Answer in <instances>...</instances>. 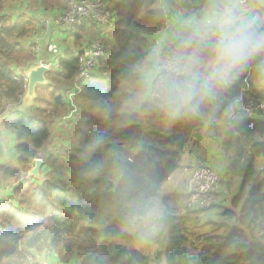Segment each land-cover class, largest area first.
I'll use <instances>...</instances> for the list:
<instances>
[{
	"label": "trees",
	"instance_id": "trees-1",
	"mask_svg": "<svg viewBox=\"0 0 264 264\" xmlns=\"http://www.w3.org/2000/svg\"><path fill=\"white\" fill-rule=\"evenodd\" d=\"M14 1L0 0V117L17 152L16 164L2 161L0 130V264H71L74 257L78 264H264V3L246 0L248 10L257 9L251 25L231 26L259 49L218 62L220 29L187 32L167 48L180 75L167 76L161 96L151 99L152 35L173 22L175 4L166 13L155 0H134L145 6L143 18L121 0H104L112 24H78L69 32L73 46L62 48L46 74L70 82L79 53L95 41L104 48L96 71L81 80L85 131L72 150H52L48 120L65 106L52 82L36 88L45 95L31 108L35 119L15 106L25 91L23 69L36 60V24L46 8L60 11L67 0H31L28 10H44L13 20L6 6ZM226 1L176 0L188 25L225 16ZM57 27L50 21L47 28ZM249 101L262 106L248 115L240 108ZM206 139L217 141L224 165L215 170L219 199L186 209L187 195L164 185ZM36 158L46 169L41 181L28 175Z\"/></svg>",
	"mask_w": 264,
	"mask_h": 264
},
{
	"label": "rangeland",
	"instance_id": "rangeland-1",
	"mask_svg": "<svg viewBox=\"0 0 264 264\" xmlns=\"http://www.w3.org/2000/svg\"><path fill=\"white\" fill-rule=\"evenodd\" d=\"M42 1L45 4L48 2V1L46 2V0H42ZM121 1L124 2L128 8H132L135 15H137L139 17H143V18L146 17V15H147L146 14V8L143 4L139 3L138 1H134V0H121ZM263 1L264 0H252V2H255V3L256 2L264 3ZM245 2H246V0H227L225 6L223 8V10L226 12V15L230 14V16H228V17L231 18V26H233L235 28L240 27V26L243 27L245 25H247V26L251 25V23H249V18H250V22H251V19H252L251 16H253L254 12H256V10H257L254 7L248 10V7L246 6ZM162 3H164L168 7V9H169V6H172V3H174L175 5H173L171 8L173 9V11H175L177 13V15L175 17L176 20L177 21L182 20V21H185L189 24V21L184 19L183 14L180 13L177 9V6L179 8V2H176V0H175V2L173 0H155L154 5L160 9V6ZM28 4L29 5L31 4V0H16L13 3H9L6 6V9H7L6 12H7V14H9L12 17L13 20H15L18 17L28 18L29 17L28 13L36 14V12H40L41 10H44V7H39L36 10V12H33V11L31 12V10H28V8H27ZM164 4H163V6H164ZM54 9H55V7H51V8L49 7V8H46V10H44V11H45V13H50L49 14L50 18H54L55 17V14H54L55 12L53 11ZM35 17H36V15H35ZM177 17H179V19ZM206 17L208 18V23L210 21V23L212 22V24L203 25L204 27L200 26L201 24L200 25L199 24L193 25L194 26V27H192L193 29L191 28L192 24L190 26H187V30L183 31L180 35L175 37V39L170 42V46L175 44V42H177V41H183V39L187 37L186 33L190 32V31L194 32V34L197 35L202 31H204V32L206 31V32H210V33L215 32L216 28L222 30L221 25H220V19L221 18H218L217 15H213V14H207ZM214 20H217L216 23H213ZM176 24H179V23H175V25ZM36 25H37V32L32 36V38H34V42H35V38H37V37L40 39L42 38V39L46 40L45 43L47 45L51 46L52 49L54 48V46H59L60 44L66 43L65 42L66 40H62L60 38V33H59L58 29L55 28V29L51 30L50 32L49 31L46 32L45 25L43 23H41V21L37 22ZM213 25H215V26L218 25V26L214 27ZM38 28H39V30H38ZM67 40L69 41V39H67ZM34 50H35V48H34ZM47 50H51V48L47 49ZM217 67L221 72L223 71V67L221 65H219ZM51 82L53 84L52 86H54V88L56 89V92L58 94H60L63 97V99L65 98V101H67L69 98H71L78 109L75 110V113L73 115H71V111L67 112L68 106L65 105L63 110H61L58 113L56 112L48 120L51 123V127L53 128L54 134H52V136H50V138L47 142V145L52 150L60 148L61 146H65V147L69 148L70 150H72L75 147L74 146L75 140L78 138L81 131L82 132L85 131L82 124H84L85 120H86L85 114L89 113L87 111V107H86L85 103H83V101L81 100L80 95L82 93V86L81 85L78 86L81 83V81H80V79H77L75 76L70 82H64L62 79H60V76L57 75V76H55V78L52 79ZM66 86H71V87H68L65 90L64 88ZM38 93H39V96L45 95L44 90L39 88L38 92H37L36 99L39 98ZM23 94L24 93L19 94V96H20V97L18 96L19 100L21 99ZM71 94H72V96H71ZM48 97H49V91H48ZM36 99L34 100V104H35ZM70 101H68L69 106L72 105ZM67 113H68V118L65 119L64 116H65V114L67 116ZM24 115L33 116L32 118H34V119H35V117L38 116L37 114L32 113L31 111H30V113L24 114ZM61 122H63V123H61ZM3 130H2L3 133L6 132L5 130L4 131ZM12 139H13V137H12ZM8 140H10V143ZM14 146H15V143L10 138H8L7 141L3 144V149L5 150V152L8 151L6 156L7 157L11 156V157L15 158V160H12V161L8 160L6 163L7 165L16 164L17 152H16ZM213 147H215V145H213ZM2 161L6 162L4 160V156L2 158ZM261 163L262 162H259V164H261ZM198 165L199 164H197V162L194 160L193 155H191V157L189 154L185 155L181 161V167H182L181 170L174 173L173 177L170 176L168 178V180H167L168 182L165 183V185H164L165 190H172V189L177 190L178 189L179 193L185 194L188 196L189 192H190L191 184L193 183L192 178L194 175V170ZM45 171H46V169L44 170V167L40 166L39 181H41V179H43V175H44L43 173ZM221 190L222 189H220V192H221ZM225 193L227 194V191L226 192L223 191V195H225ZM187 196L184 200V205H185ZM213 213H214V210H211L210 212H208V214H212V216H213ZM158 214H159L158 211L155 210L153 215L150 214L148 221L151 218V216L155 217ZM205 216L207 217V215H205ZM148 229H149V226H147L146 231ZM145 243H146V241H145ZM78 263H79V260L76 257H74L71 264H78ZM47 264H49V262H47ZM50 264H52V263H50Z\"/></svg>",
	"mask_w": 264,
	"mask_h": 264
},
{
	"label": "built area",
	"instance_id": "built-area-1",
	"mask_svg": "<svg viewBox=\"0 0 264 264\" xmlns=\"http://www.w3.org/2000/svg\"><path fill=\"white\" fill-rule=\"evenodd\" d=\"M161 7L164 8L163 5ZM54 12V18H50L49 15L47 17H41V23L45 25V28H47L49 22L52 21L58 26L65 27L67 31L71 33L78 24L83 22H91L94 20L98 21L100 24L109 25L113 22L110 8L104 0H67L65 8ZM40 40L41 39L38 37L35 40V43L37 44L35 48L36 55H38L41 50ZM50 48L53 52L56 51L55 46L53 49L51 46L49 49ZM152 51L155 54V72L151 83L149 97L151 99H158L161 96L162 88L167 76L180 75V68L175 61L168 57L166 50L159 44V42L155 44ZM103 53L104 48L98 41L90 43L88 49L79 53L76 78L83 80L93 73L96 69V61ZM63 55L64 54H60L59 56L57 55L55 62L35 60L32 63H44L51 67L56 64L57 60L63 57ZM25 68H27V66ZM261 106L262 104H256L249 101L245 105L241 106L240 109L249 115L254 111V109ZM9 107H11V104L7 106V108ZM192 180L193 183L191 184L190 192L185 202L186 209L208 208L218 201V174L211 166L206 164H200L197 166L194 170ZM1 191L2 190L0 188V193Z\"/></svg>",
	"mask_w": 264,
	"mask_h": 264
},
{
	"label": "crops",
	"instance_id": "crops-1",
	"mask_svg": "<svg viewBox=\"0 0 264 264\" xmlns=\"http://www.w3.org/2000/svg\"><path fill=\"white\" fill-rule=\"evenodd\" d=\"M164 3H162V4H164ZM164 6H165L164 8L166 10V13H167L169 9H167L168 7L166 8V5L165 4H164ZM46 14L49 15L50 13H46ZM176 15H177V13L172 10L170 16L173 19V22H170V23L166 24V27H165V29L163 31H160V32L155 33V34L152 35V42L150 44L151 49H153L155 47V44L157 42H159V44L165 50H167V48L169 49V47H168V46H170L169 43L172 40H174L175 37H177L178 35H180L183 31H186L187 30V26H190V25H188L186 22H184L182 20L181 21H177L176 18H175ZM177 18L179 19V17H177ZM39 20L41 21V18ZM207 21H208V18L206 17L205 18V21L203 23L201 22L200 23L201 25L200 24L199 25L202 26V27H204L203 25H206L207 24ZM175 23H179V24H176L175 25ZM209 24H212V22L210 23V21H209ZM192 27H194V26L191 25V28ZM45 29H46V32L47 31H49V32L51 31L48 28H45ZM56 29L59 30L60 38L62 40H66L65 41L66 43L60 44L59 46H55L56 47V51L53 52L52 50H47V49H49L50 46L45 43L46 40H44V39L41 38V50H40L39 54L36 55V60H41L43 62H49V61H54L55 62V60L57 58V55L59 56L60 54H64V52L67 51V50H63L62 49V48H64V46H71V47L73 46L74 42L69 37V32L67 31V29L65 27H62V26H59ZM67 39H69V41ZM35 40H36V38H35ZM152 56H153L152 57V59H153V66L151 67V69H149V70H147L145 72V75L147 77V80L149 78L151 79L153 77V75H154V72H155V63H154L155 54H154L153 51H152ZM45 57H50V59H44ZM94 71H96V69ZM50 83H51V80H50ZM80 85L83 86V82H81L78 86H80ZM68 87H71V86H66L64 89L66 90ZM72 94H71V96H72ZM68 101L71 102V104H72L71 106L68 105ZM64 103H65V105L68 106L67 107V112L68 111H71V115H73L75 113V110L78 109L71 98H69L67 101H65V98H64ZM64 118L65 119L68 118V113H67V116L65 114ZM61 123H63V122H61ZM0 130H1V134L4 136V137L2 136L3 137V140L1 142L2 148H3V144L7 141L8 138H10L11 140H13V139H12V136L7 131L4 132V133L2 132L3 128H2V118L1 117H0ZM52 134H54V131H53V128L51 127V129H50V135L52 136ZM8 141L10 143V140H8ZM213 145H215V147H213ZM7 152H5V150L3 149L4 160L6 162L8 160L9 161L10 160L11 161L12 160H15V158H13L11 156L10 157H7L6 156ZM191 155H193L194 160L197 162V164H206V165L211 166L214 170L218 171L219 173L222 172V169H223L224 165H223V162H222V157H221L220 149L218 147V144H217V141L216 140H214V139H212V140L211 139H206V140L202 141L200 144L197 145V147H195L194 151L191 152ZM4 197H6L5 196V192L4 191L3 192L1 191V193H0V204L5 200ZM47 262L48 261L45 260V259L40 260V263L47 264ZM52 264H56V263H52Z\"/></svg>",
	"mask_w": 264,
	"mask_h": 264
},
{
	"label": "clouds",
	"instance_id": "clouds-1",
	"mask_svg": "<svg viewBox=\"0 0 264 264\" xmlns=\"http://www.w3.org/2000/svg\"><path fill=\"white\" fill-rule=\"evenodd\" d=\"M216 23V21H213ZM221 32L215 46L216 59L218 62L232 63L242 59L248 52L249 47L259 49L260 44H252L251 38L239 30H232L231 18L222 16L220 19ZM167 53V50H166Z\"/></svg>",
	"mask_w": 264,
	"mask_h": 264
},
{
	"label": "water",
	"instance_id": "water-1",
	"mask_svg": "<svg viewBox=\"0 0 264 264\" xmlns=\"http://www.w3.org/2000/svg\"><path fill=\"white\" fill-rule=\"evenodd\" d=\"M256 21L257 18L254 17ZM217 21V20H214ZM49 65L44 63H32L23 70V76L25 77V91L21 97L20 102L15 106V109L22 114H28L31 111V108L34 104V100L37 97L36 88L38 85H47L50 83V80L46 77V74L49 72ZM131 160L128 159L124 163L123 172L127 170V167L130 165ZM42 164V160L39 158L34 159V164L32 168L28 171V175L40 178L39 169Z\"/></svg>",
	"mask_w": 264,
	"mask_h": 264
}]
</instances>
